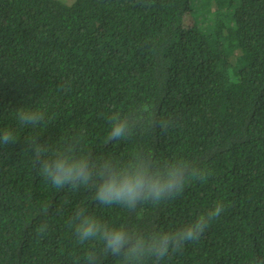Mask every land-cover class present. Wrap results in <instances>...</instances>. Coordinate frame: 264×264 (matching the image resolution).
Wrapping results in <instances>:
<instances>
[{
	"label": "trees",
	"instance_id": "trees-1",
	"mask_svg": "<svg viewBox=\"0 0 264 264\" xmlns=\"http://www.w3.org/2000/svg\"><path fill=\"white\" fill-rule=\"evenodd\" d=\"M137 105L175 126L109 143L110 112ZM21 107L46 120L21 126ZM4 127L16 143L0 146V264H84L92 245L69 227L81 207L114 226L168 230L217 200L226 209L202 238L161 264H264V0H0ZM77 136L96 157L182 156L212 175L159 206L100 205L90 188H53L26 150L33 137L55 148Z\"/></svg>",
	"mask_w": 264,
	"mask_h": 264
},
{
	"label": "clouds",
	"instance_id": "clouds-1",
	"mask_svg": "<svg viewBox=\"0 0 264 264\" xmlns=\"http://www.w3.org/2000/svg\"><path fill=\"white\" fill-rule=\"evenodd\" d=\"M15 117L21 126L35 127L46 120L47 113L42 108L21 107L15 110ZM108 119L109 143L149 129L167 131L175 126L174 117L161 115L145 105L131 110L113 109ZM15 143V131L0 128V146ZM81 143L77 136L52 148L48 142L33 137L27 141L26 150L33 154L38 175L53 188L72 191L90 188L100 205H116L129 212L144 204L159 206L176 199L191 183H204L212 175L198 159L182 156L162 159L144 151H135L125 159L111 155L96 157L84 151ZM225 209V202L217 200L190 222L163 230L158 226H114L81 207L69 218V227L79 244L92 245L86 248L84 264H102V256L114 257L119 264H161L182 251L187 243L199 241ZM47 229L48 224L42 223L37 234L43 235Z\"/></svg>",
	"mask_w": 264,
	"mask_h": 264
},
{
	"label": "rangeland",
	"instance_id": "rangeland-1",
	"mask_svg": "<svg viewBox=\"0 0 264 264\" xmlns=\"http://www.w3.org/2000/svg\"><path fill=\"white\" fill-rule=\"evenodd\" d=\"M59 1L65 4H70L73 0H59Z\"/></svg>",
	"mask_w": 264,
	"mask_h": 264
}]
</instances>
